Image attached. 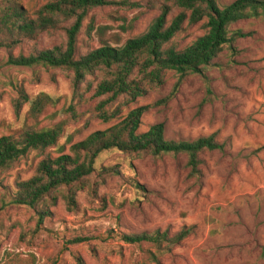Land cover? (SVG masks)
<instances>
[{
  "label": "rangeland",
  "instance_id": "rangeland-1",
  "mask_svg": "<svg viewBox=\"0 0 264 264\" xmlns=\"http://www.w3.org/2000/svg\"><path fill=\"white\" fill-rule=\"evenodd\" d=\"M52 1L14 2L28 19H35ZM234 1L217 2L224 8ZM166 3L112 0L91 10L79 32L77 57L104 45L121 47L146 34ZM0 5L7 6L3 0ZM171 7L169 23L182 12ZM205 25L206 20L186 21L172 44L180 50L190 47L205 35ZM232 30H241L244 38L205 71L213 96H208L203 75L186 77L173 95L178 76L167 71L161 87L124 108L120 117L154 105L143 118L141 133L165 124L169 141L215 135L224 149L200 154L199 176L191 175L187 155L110 151L77 192L74 208L60 198L56 205L47 202L46 210L14 204L17 183L31 179L45 157L71 154L73 145L120 119L105 123L94 118L102 100L94 97L100 77L88 79L82 86L85 98L79 101L71 71L17 62L65 47V30L17 43L9 35L0 37V138L27 128L63 127L57 146L31 152L0 173V264H79L80 258L86 264H143L145 252L153 248L130 245L125 235L160 231L173 238L186 227L192 234L161 256L159 264H264V18L240 21ZM89 85L92 91L87 93ZM41 95L51 103L33 116V103ZM72 106L75 116L69 111ZM104 168L112 171L105 173Z\"/></svg>",
  "mask_w": 264,
  "mask_h": 264
},
{
  "label": "trees",
  "instance_id": "trees-1",
  "mask_svg": "<svg viewBox=\"0 0 264 264\" xmlns=\"http://www.w3.org/2000/svg\"><path fill=\"white\" fill-rule=\"evenodd\" d=\"M3 1L7 6L3 9L0 5V37L9 35L17 43L22 39L35 41L43 33L65 30L67 34L65 47H55L28 58L22 57L17 62L27 67L38 65L71 71L74 98L79 101L85 98L82 86L88 79L100 77L101 81L94 88V97L102 100L94 108V118L105 123L120 119L107 130L97 131L73 145L71 154L45 157L31 179L17 183L14 204L46 210L47 202L56 205L62 198L69 208H74L77 192L83 190V185L98 171L97 163L106 152L150 154L154 157L187 155L191 175L199 176L200 154L224 149L215 135L194 142L169 141L165 136V124H158L148 132L141 133L143 118L154 105L135 108L125 118L120 117L124 108L144 97L150 89L161 87L167 71H173L178 76L173 95L178 92L186 77L203 75L208 82V96H213L205 75L206 69L220 54L225 50H233L234 44L244 38L245 34L241 30H232L235 24L243 20L264 18V0H236L224 8L219 6L218 0H166L160 16L146 34L130 39L121 47L101 46L82 57H77L79 32L88 14L93 9L109 6L112 0H54L41 8L35 19H28L25 12L16 6L14 1L18 0ZM172 4L182 12L169 23ZM205 20V35L190 47L180 50L172 44L186 21L197 24ZM70 22L72 25L66 28L65 24ZM86 91L91 92L92 86L89 85ZM25 100L29 102L28 97ZM49 103L51 98L41 95L33 103V116L42 112ZM69 111L75 116L74 106ZM62 133L63 127L59 125L42 130L27 128L17 135L1 137L0 173L12 169L31 152L44 153L57 146ZM111 171L103 169L105 173ZM191 234L192 228L186 227L173 238L157 231L125 235L124 241L136 247L150 245L153 250L145 252L146 260L143 264H159L161 256ZM78 262L86 264L81 258Z\"/></svg>",
  "mask_w": 264,
  "mask_h": 264
}]
</instances>
